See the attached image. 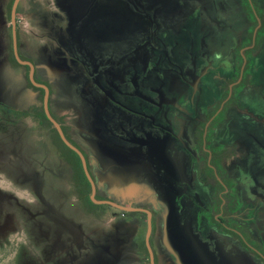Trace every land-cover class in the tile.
Here are the masks:
<instances>
[{
    "label": "rangeland",
    "instance_id": "374dc122",
    "mask_svg": "<svg viewBox=\"0 0 264 264\" xmlns=\"http://www.w3.org/2000/svg\"><path fill=\"white\" fill-rule=\"evenodd\" d=\"M256 1L260 14L264 17V0ZM76 2L77 0H22L16 15V27L22 39L21 52L40 66L39 78L52 87L51 110L66 127L70 138L87 153L100 197L108 196L125 207L147 208L148 201H141L142 197H127L122 202L116 196V182H106V179H115L117 174L110 169L113 158L116 160L121 154L130 156L135 153L139 159L142 152L137 147L126 145L134 141L130 135H117L121 137L119 141L114 136L122 129L112 121L116 110L105 104V95L97 88L96 84L104 83V78H95L94 82L93 78L81 75L71 77V74L84 70V65L73 60L74 56H78V51L71 41L69 29L71 5L75 7ZM106 4L103 20L107 41L120 42L125 46H119V49L123 48L125 52L137 55V58L128 55L124 59H112L107 72L109 82H112L113 77L116 85L130 84L132 90L137 86L140 90H146L153 82L150 77L152 74L148 77L147 74L153 64L156 65L161 52L158 47L164 44V30L173 35L180 29L181 19L186 16L188 5L218 7L221 20V56H230L234 47L231 45L232 39L236 40L233 60H221L220 64L229 74L227 76L232 77L231 83L239 81L242 53L250 44L249 35L254 32L257 21L254 15L245 11L242 0H198L194 3L192 0H106ZM4 18L5 24L0 26V61L6 57L3 61L7 63L8 60L10 64L0 63V87L9 69H13L16 70L15 73L19 72L24 76L15 77L16 81H24V89H20L18 94L17 86L15 88V108L0 104V264H150L145 244L147 216L125 213L110 206H104L92 214L86 211L82 192L75 182V164L66 162L62 157L55 144L54 129L32 113L33 108L43 106L44 92L31 89L29 72L20 69L12 61V24L10 17ZM143 22H151L153 30L151 29L150 36L156 38L157 42L150 38L148 44L146 41L136 44L139 23ZM128 38L132 40L130 43L133 42V49L125 42ZM171 38L166 42L171 44L179 41L175 37ZM258 43V55L264 54V30L259 34ZM165 51L163 63H167L164 68L176 72L177 69L167 61L172 48L169 46ZM45 52L48 54L47 58H53L57 53V60L62 64L58 68L43 66ZM255 56L245 55L250 67L246 73L247 80L251 85L234 87L233 99L225 105L228 111L220 114L210 141L220 156L216 165L230 188V202L236 207L226 220L230 225L246 232L264 250V70L254 80L251 73ZM70 77L71 88H67ZM253 80L256 84L254 88ZM228 83L224 87L223 101L230 92L231 85ZM104 86L103 90L113 97L112 101L121 102L128 109L140 112L132 107L134 104L130 105L125 97H121L122 94L114 93ZM240 102L248 113L236 120L234 114H239ZM119 112L123 120L133 118L132 122L136 126L141 124L153 130L172 131L168 121H154L152 111H143L144 116L141 114L142 116L136 117L123 112L122 108H119ZM238 121L244 122L241 132L243 129L245 132L242 134L232 132V129L241 126L237 125ZM149 135L155 133L145 131L144 138H149ZM225 149L235 150L237 155L225 158ZM118 161L121 160H116V164ZM116 166L120 167L119 164ZM199 181L210 182L204 172L199 174ZM213 191L216 193V189ZM118 193L121 196L124 192L120 190ZM217 193L219 196L220 191ZM110 194L115 196L110 197ZM199 201L196 203L198 207L189 203L190 217H195L199 231L214 238L216 252L223 248L227 251L217 252L215 258L208 251L209 245L203 243L206 239H199L198 235L192 234L195 241L187 255L171 254L175 258V264H183L185 259L190 264H197L199 261L206 264L210 261L211 264H228L225 261H230V264H249L244 252L233 248L225 235L214 233L216 226L213 223L212 226L208 225L207 219L211 220V217L216 216L219 204L215 200L211 203ZM200 205H205L206 208L202 209ZM90 238L95 240H92L93 245L88 248L87 253H77L74 258L71 251L84 241L86 245H90ZM161 244L165 245V238L159 237L155 240V247L168 260H172L164 254L166 251ZM178 245L181 244H177V247Z\"/></svg>",
    "mask_w": 264,
    "mask_h": 264
},
{
    "label": "flooded vegetation",
    "instance_id": "af4514ba",
    "mask_svg": "<svg viewBox=\"0 0 264 264\" xmlns=\"http://www.w3.org/2000/svg\"><path fill=\"white\" fill-rule=\"evenodd\" d=\"M248 1L252 8L253 15L256 17L257 24L254 32L250 33L249 35L250 44L243 50V64L240 68V77L237 83H231L230 80L232 77L227 76L229 74H227L225 70L222 69V66L220 64L221 60H224L226 62L227 60L229 62L233 60V51L236 45L235 39H232L233 43H231V45L234 47L229 57L227 56V54L221 56V40L218 47L219 50H216L217 47L215 45L211 46V40L206 37L207 40L206 38L201 39L199 55H197L196 58L194 56L190 58L189 56L188 59H185L186 56H180V54L175 55L174 52L176 50L179 51L181 48L186 49V44H182L181 40H179L177 43L168 44L164 36V40H162L164 43L163 46L161 45L158 47V50H161V52L157 57L158 59L156 65L153 64L151 70L147 74V77L152 74L150 77L151 79H153V82L152 84H149V86H147L146 90H140L139 86H137L136 89L134 88V90H132L130 84L116 85L115 78H111L112 82H109V80L107 79L108 66L112 59H108L107 38L104 32L103 19L106 15V0H77L75 7L71 5V28L69 29L71 30V41L74 42V46H77L78 51V56H74L73 60L80 65H84V70H80L78 73H73V75L71 74V77L75 78L81 75L90 79L93 78L94 82H96L97 78L98 80L100 78L101 80L104 78V83L96 84L97 88L101 89L100 92L104 93V98L106 99L105 104L112 106L116 110V113H114L115 118H113L112 121H115L117 125L122 129L120 133H115L114 136L130 135L131 137H133L134 141H129L130 143H127L126 145H131L130 147H137L141 149V152L144 153V156H146V154L150 155L152 158L150 165L160 174H164L168 171V168L166 166V159L167 162L169 161L168 159L175 161L180 158L179 155H181L184 157V160L187 164L186 177H182L180 179L179 177L173 176L172 180L165 181L166 185L159 184L161 187L165 188L163 192H158L159 197L155 202L159 203H152L153 205H148V207L146 206L147 208H141L150 211L152 214V235L150 238V243L154 253L155 264H175V258L171 254L179 253L180 255H187L189 253V249L194 244L195 235H198L199 239H206V241H203V243H207L209 245L208 251L209 253H212V256H214L215 258H217V252L222 253L227 251L226 248H223L216 252V248L214 247L216 241L214 240V238H212L210 235H206L204 232L199 231L196 227L197 224L195 221V217H190L189 203L192 204V206H197L196 203L199 200V202L201 203H211L212 200H215L219 204L216 216L211 217V220L207 219L209 226H212L211 223L216 226V231H214V233L216 232L217 234L221 233L225 235V237L230 240L233 248H237L241 252L245 253L244 255L249 260V264H264V250H262L261 247L257 245L246 232L242 231L237 226L230 225V223L226 220L227 217L235 211L236 207L230 202V188L225 182L221 170L216 165V162L219 160L220 156L217 155L210 141L211 132L216 128L215 125L220 118V114L223 111L225 113L228 111H226L225 105L229 101L231 103L234 95V87L237 85H239V87H248L251 85L247 80L248 75L246 73L250 67L249 61L247 60L245 55H256V58L253 61L254 64L252 66L251 73L254 77V80H256V77L258 75L260 76L262 70H264V60L262 59L264 58V54L260 53L258 55L260 51V46L258 43L259 34L262 32V30H264H261V28L263 27L261 14L259 11V6L258 8H255L253 0ZM21 2L22 0H20L19 2L17 13L19 12ZM192 2H198V0H192ZM14 3L15 0H0V26H3L5 24L4 22L6 21V19L4 17L8 16L11 19L10 21L12 24V31V10ZM53 3L54 5L56 4V2ZM197 6L213 5H188L187 9L189 10L190 8H195ZM213 7L217 8L216 6ZM151 29L153 30L152 27ZM17 35V45L20 59L23 62L33 64L35 69V79L37 83L46 85L50 90L51 97L53 92L52 87L47 81L39 78V73L41 71L40 66H38L32 58L24 56V54L21 52L22 39L20 37L18 29ZM151 40H155V42H157L156 38L151 37ZM169 46L172 48V54L167 57V61L177 69L176 72H174L175 70L171 71L164 68L165 63H167H163L165 58L164 54L166 52L165 50ZM12 49L14 56L12 58V61H14V63L17 64L20 69H24L25 72L28 71L30 74V66L20 64L16 60L13 41ZM44 54L46 57L42 59L43 66L58 68L59 65L62 64L59 59L57 60V53H55V56H53V58H47L48 54L46 52ZM46 70L48 69L46 68ZM216 70L218 71L220 76L219 95L218 99H216L215 95H213V100L208 104L204 100L205 95L201 94L200 92V89L205 88L206 86V79L203 78V84H200L199 77L202 76L204 72H208L210 74L212 71L216 72ZM66 72H68V70L65 71V73ZM71 77L69 78L70 84L66 85L67 88H71ZM254 80L253 88L256 85L254 84ZM227 82H229L228 84L231 85L230 92L227 99L223 101V91ZM113 84H115V86H113ZM103 85H105L104 87L106 88H110V90L114 93L122 94L123 96L121 97H125V100H127L130 105L134 104V106L132 107L140 112H135L131 109H128L127 107L122 105L121 102L112 101L113 97L111 95L109 96L107 94L108 92L103 90ZM36 89L44 92L43 89ZM247 90L248 89L246 88V91ZM240 104L241 110L239 114L237 115V112H235L234 114V116L236 115V120L242 118V115L248 113L246 109L242 108V102H240ZM119 108H122L123 112H127L134 117L142 116L143 111H152L154 114V117L152 116V119L154 121H168L172 131L162 132L160 130H153L149 126L147 127L141 124L139 126H136L132 122L133 118H127L124 120L122 119V117L119 115ZM237 125L241 126L235 130L232 129V132L236 131V133L239 134L245 132V129H243V131L241 132V127L244 128V122L239 123L238 121ZM62 126L64 125L62 124ZM201 130L202 133L200 132ZM145 131H148V133L153 132L155 133V135H149V138H144ZM120 136H117L118 141L121 138ZM77 145L79 146V144ZM77 148H79L86 157L89 172L97 188L96 197H100V192L96 183V177L91 169L89 157L80 146ZM224 151L226 154L225 158H231L237 155L235 150L230 149L228 151L225 149ZM110 156L113 157L112 155ZM130 156H136V154L133 153ZM125 157L126 155L122 154L120 157H118V159L121 160L117 162L120 167L116 166V160L118 159L114 160L113 158L112 163L110 162L112 167L110 169H113L116 172L122 171L124 169L123 162L126 160ZM134 166L135 163L130 162L129 167L132 168ZM203 172L207 174V178L210 181L209 183H202L199 181V174ZM169 184H171L170 188L172 189V192L170 191V189H168ZM213 188L216 189V193H214ZM217 191H220L219 196H217ZM101 199L102 200L100 201L107 200L115 202L114 199L109 198L108 196H105V198ZM152 202L154 201L152 200ZM115 203L121 205L118 202ZM200 208L203 209L206 208V206L200 205ZM137 214L147 216L148 230V215L146 213ZM161 219L163 221H161ZM161 224L162 228L166 230L165 235L168 236V241L171 243L168 245V247L162 248L166 251V253L164 254L170 256L173 261L170 259L168 260L167 257L164 256L163 253H159V251L155 247V240L159 238ZM192 234L194 236H192ZM208 234L211 233L209 232ZM179 243L181 245H178L177 247V244ZM210 262L212 263V261ZM210 262L209 264H211ZM225 262H228V264L231 263L230 261ZM182 263L190 264V262H187L186 259ZM197 264H206V262L199 261L197 262Z\"/></svg>",
    "mask_w": 264,
    "mask_h": 264
},
{
    "label": "crops",
    "instance_id": "0c3cea01",
    "mask_svg": "<svg viewBox=\"0 0 264 264\" xmlns=\"http://www.w3.org/2000/svg\"><path fill=\"white\" fill-rule=\"evenodd\" d=\"M181 23L182 24H180L181 25L180 29L177 32H175L173 35H170L169 32L164 30L165 40H167V38L172 40L171 37H175L177 41L181 40L182 44H186L185 45L186 49L181 48L179 51L176 50L174 52L175 55L180 54V56H186L185 59H188L189 56L190 58L193 56L196 58L200 52L201 39L206 37L211 40V46L215 45L217 47L216 50H219L218 47L220 45L221 22H220V11L218 7L215 8L213 6H197L195 8H190L189 10L187 9V14L181 19ZM151 27H152L151 22L150 23L143 22L142 24L139 23V28L137 30L138 31L137 38L136 39L134 38L136 44H139L141 41H146L147 44L150 42ZM125 40H126L125 41L126 44L128 46H132L133 49V42L130 43V41L132 40L129 38ZM136 44H134V46ZM119 46H125V45H122V43L116 41L115 42L107 41L108 59H114V58L124 59L128 55H132L131 58H137V55L133 53L131 54L125 52L123 48L119 49ZM4 58L6 57H3V59L0 61V63H2L3 65L5 63L3 61ZM5 64L9 65L10 62L7 60V63ZM9 70L10 71L7 72L8 74L4 76L5 78L3 79L0 87V98L2 99L4 97V100H1L0 104H4L5 106L7 105L15 108L14 99L17 96L15 92V88L17 86L18 94L20 93V89H22V91L24 89V81L22 79L21 82L18 81L19 79H17L16 81L15 77L24 78V76L21 75L19 72L15 73L16 70L13 69H9ZM203 78L206 79V86L205 88H201L200 92L201 94L205 95L204 100L209 104V102L213 100V95H215L216 99H218L220 76L217 70L216 72L212 71L210 74L208 72H204L202 76L199 77L200 84H203ZM179 157L180 158H178L175 161L168 159L169 161L167 162L166 159V166L168 168V171L165 172L164 174H160L150 165V162L152 161L150 155L146 154V156H144V153H142L139 159H137L136 156H126L125 157L126 160L123 162L124 169L122 171L117 172V174L115 175V179L113 178L106 179V182L108 184L113 183V180L116 182V186H115L116 196L120 197V200L122 202L125 201L127 197H133V198L142 197L141 201L147 200L148 201L147 205H153L159 203V202H155L159 197L158 192L159 191L163 192L165 190V188L161 187L159 184L166 185L165 181L172 180L173 176L179 177L180 179L182 177L187 176L186 161L184 160L183 156L179 155ZM130 162L131 163L134 162L135 166L130 168L129 167ZM168 187H169L168 189H170V191L172 192V189L170 188L171 184H169ZM120 190L124 192L122 193L121 196H119L120 194L118 193ZM114 196L115 194H110V197H114ZM152 200L154 202H152ZM161 221L163 220L161 219ZM160 229L161 230L159 237L165 238V245L164 246L162 244L161 245L162 247H168L170 243L168 240H166V237L168 236L165 235L166 230L162 228V224L160 226ZM92 240L95 239L90 238L89 240L90 245H86V241H84L82 245L80 246L78 245L79 247H75L71 251L73 257L76 258V254L80 252L87 253V250H89L90 246L93 245L91 244ZM98 248L99 250H101L100 245H98ZM98 252L100 253V251ZM87 263L91 264V262H87Z\"/></svg>",
    "mask_w": 264,
    "mask_h": 264
},
{
    "label": "water",
    "instance_id": "95a60500",
    "mask_svg": "<svg viewBox=\"0 0 264 264\" xmlns=\"http://www.w3.org/2000/svg\"><path fill=\"white\" fill-rule=\"evenodd\" d=\"M20 0H15L14 6H13V10H12V23H13V42H14V54L16 57V60L23 65H28L31 68L30 74H29V82L31 83L32 86H34L35 88H40L44 90V99H43V108H44V112L46 117L48 118L49 122L53 125V127L56 129L57 133L59 134L61 140L63 141V143L73 152H75L78 157L80 158L81 162H82V166H83V170L84 173L87 177V179L89 180L91 187H92V195H91V200L95 205H107V206H111L114 208H117L123 212L126 213H146L148 215V230H147V234H146V246L147 249L149 251L150 254V258H151V264H155V259H154V253L151 247V243H150V238L152 235V214L150 211L145 210V209H141V208H131V207H125L122 205H119L113 201H107V200H103L100 201L97 199V188L95 185V182L89 172L88 169V164H87V160L85 155L82 153V151L77 148L66 136L62 125L53 117L51 110H50V90L46 85H42L37 83L36 79H35V69L32 63H26L23 62L20 57H19V53H18V35H17V27H16V15H17V9H18V5H19Z\"/></svg>",
    "mask_w": 264,
    "mask_h": 264
},
{
    "label": "trees",
    "instance_id": "16d2710c",
    "mask_svg": "<svg viewBox=\"0 0 264 264\" xmlns=\"http://www.w3.org/2000/svg\"><path fill=\"white\" fill-rule=\"evenodd\" d=\"M243 2H244V7H245L246 12L248 14H250L251 16H253V11H252V8H251V6L249 4V1L248 0H243ZM253 3H254L255 8H258V4H257L256 0H253ZM261 21H262V24H263V27L261 28V30H262V29H264V17L262 15H261ZM256 24H257V21H256ZM30 88L33 89L35 92H40L39 89L34 88L31 84H30ZM50 103H51V101H50ZM50 110H51V107H50ZM32 113L36 114V118L38 120H40L42 122H47L50 125V127H52L54 129L55 144L57 145V147L61 151L62 157L64 158V160L66 162L75 164V168H74V171H75V182H76L77 186L79 187V189L82 192V195H83V198H84V202L83 203H84V206L86 208V211L92 214V213H95L96 211H98L99 209L103 208L104 206L95 205L92 202V200H91V185H90V183H89V181H88V179H87V177H86V175L84 173L83 166H82L80 158L78 157V155L75 152L70 150L63 143V141L61 140V138H60L59 134L57 133L56 129L53 127V125L49 122L48 118L46 117L43 106L42 107L33 108L32 109ZM51 113H52L53 117L57 120V118L54 116L52 110H51ZM26 114H29V113L27 112ZM59 123L62 125L61 122H59ZM62 127H63V130H64L67 138L74 145L79 147L76 144V142H74L70 138V136L68 135L66 127H64V126H62ZM200 132L202 133V130ZM97 198L99 200H102L100 197H97Z\"/></svg>",
    "mask_w": 264,
    "mask_h": 264
},
{
    "label": "snow or ice",
    "instance_id": "6c2138e0",
    "mask_svg": "<svg viewBox=\"0 0 264 264\" xmlns=\"http://www.w3.org/2000/svg\"><path fill=\"white\" fill-rule=\"evenodd\" d=\"M17 183H19V181H17Z\"/></svg>",
    "mask_w": 264,
    "mask_h": 264
}]
</instances>
